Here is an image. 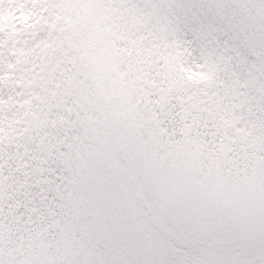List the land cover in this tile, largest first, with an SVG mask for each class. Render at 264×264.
I'll return each mask as SVG.
<instances>
[{
    "label": "snow or ice",
    "instance_id": "obj_1",
    "mask_svg": "<svg viewBox=\"0 0 264 264\" xmlns=\"http://www.w3.org/2000/svg\"><path fill=\"white\" fill-rule=\"evenodd\" d=\"M0 264H264V0H0Z\"/></svg>",
    "mask_w": 264,
    "mask_h": 264
}]
</instances>
